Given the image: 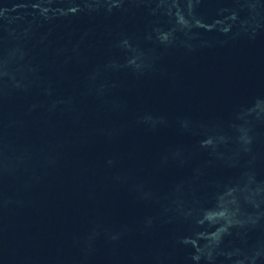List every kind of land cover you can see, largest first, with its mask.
Returning a JSON list of instances; mask_svg holds the SVG:
<instances>
[{
	"label": "water",
	"instance_id": "1",
	"mask_svg": "<svg viewBox=\"0 0 264 264\" xmlns=\"http://www.w3.org/2000/svg\"><path fill=\"white\" fill-rule=\"evenodd\" d=\"M0 264H264V0H0Z\"/></svg>",
	"mask_w": 264,
	"mask_h": 264
}]
</instances>
